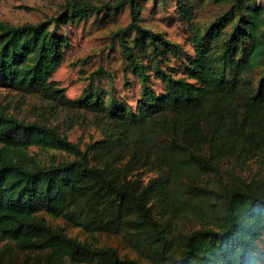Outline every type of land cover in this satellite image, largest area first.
Instances as JSON below:
<instances>
[{"label":"trees","instance_id":"1","mask_svg":"<svg viewBox=\"0 0 264 264\" xmlns=\"http://www.w3.org/2000/svg\"><path fill=\"white\" fill-rule=\"evenodd\" d=\"M175 1L192 51L142 25L140 0H68L37 22H0V87L73 102L97 114L102 134L82 148L55 125L0 110V238L36 254L24 264H140L46 214L122 235L151 264H264V188L220 171L226 158L264 155V7ZM207 2L225 8L199 26ZM126 6L131 20L112 38L141 82L137 105L106 88L99 69L67 99L55 74L70 39L58 29ZM32 147L59 154L41 163ZM186 218L200 226L186 230Z\"/></svg>","mask_w":264,"mask_h":264},{"label":"rangeland","instance_id":"2","mask_svg":"<svg viewBox=\"0 0 264 264\" xmlns=\"http://www.w3.org/2000/svg\"><path fill=\"white\" fill-rule=\"evenodd\" d=\"M68 0H0V22L21 24L37 22L48 16L56 15L64 9ZM96 4L103 2L115 3L119 0H86ZM264 7V0H256ZM141 23L153 30L166 33L170 38L180 42L185 49L192 51L190 42V25L176 10V1L168 0L163 4L158 0H140ZM225 8L224 4L207 2L196 10L194 22L202 26ZM131 20L129 7L108 15L91 16L80 21L75 26H62L59 32L65 33L70 39L66 48L65 60L55 74L60 85L66 87L67 99L75 100L81 94L88 80L87 76L99 69L102 84L113 90L116 96L128 105H137L140 97L141 82L139 77L128 68L117 41L112 34L126 26ZM157 89L161 83L153 80ZM0 110H5L20 118L55 125L67 134L82 148L88 143L101 137V129L97 114L87 111L73 102H61L49 99L38 93L12 90L0 87ZM30 153L37 161L48 163L59 154L55 149L32 147ZM144 177L150 178L155 174L152 170L143 169ZM221 175L224 179L238 177L247 181L259 182L264 188V155L246 161L237 157L226 158L221 162ZM46 218L54 225H60L71 234L81 239H88L99 246L112 245L119 249L122 256L137 258L140 264H151L141 257L138 251L124 240L122 235L108 232H88L79 226L68 224L63 217ZM181 226L186 230L200 226L192 220L184 219ZM28 256L36 254L21 250L8 239L0 238V264H24ZM77 264V263H70Z\"/></svg>","mask_w":264,"mask_h":264}]
</instances>
